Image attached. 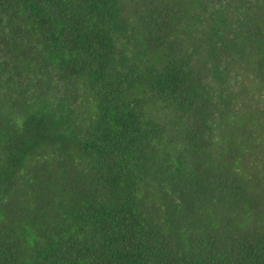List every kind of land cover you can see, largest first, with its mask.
<instances>
[{
	"label": "trees",
	"instance_id": "trees-1",
	"mask_svg": "<svg viewBox=\"0 0 264 264\" xmlns=\"http://www.w3.org/2000/svg\"><path fill=\"white\" fill-rule=\"evenodd\" d=\"M0 264H264V0H0Z\"/></svg>",
	"mask_w": 264,
	"mask_h": 264
}]
</instances>
